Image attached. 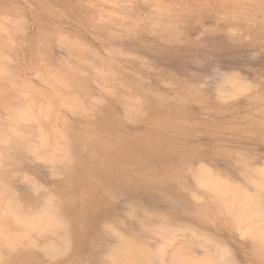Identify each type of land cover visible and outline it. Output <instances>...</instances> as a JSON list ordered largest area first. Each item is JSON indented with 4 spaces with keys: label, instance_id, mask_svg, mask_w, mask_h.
<instances>
[{
    "label": "rangeland",
    "instance_id": "374dc122",
    "mask_svg": "<svg viewBox=\"0 0 264 264\" xmlns=\"http://www.w3.org/2000/svg\"><path fill=\"white\" fill-rule=\"evenodd\" d=\"M0 223V264H264V0H0Z\"/></svg>",
    "mask_w": 264,
    "mask_h": 264
},
{
    "label": "bare ground",
    "instance_id": "6f19581e",
    "mask_svg": "<svg viewBox=\"0 0 264 264\" xmlns=\"http://www.w3.org/2000/svg\"><path fill=\"white\" fill-rule=\"evenodd\" d=\"M17 112V111H16ZM16 119V118H15ZM1 135H3V133L1 134ZM4 137L3 138H7V136H5V134L3 135ZM2 141V140H1ZM3 222V221H2ZM1 224V223H0ZM2 226H3V224H2ZM4 226H5V224H4ZM6 231V230H5ZM1 233H3V231L1 230ZM4 233H6V232H4ZM8 237V236H7ZM58 249V248H57ZM180 262H182V261H180ZM193 262V261H192ZM197 263V262H196ZM195 263V264H196ZM191 264V263H190ZM192 264H194V263H192ZM198 264V263H197ZM199 264H203L202 262H199ZM204 264H205V262H204Z\"/></svg>",
    "mask_w": 264,
    "mask_h": 264
}]
</instances>
